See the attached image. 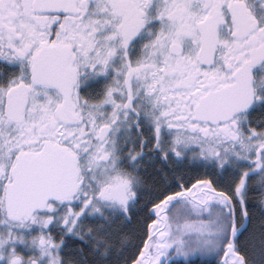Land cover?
<instances>
[{"label": "snow or ice", "instance_id": "snow-or-ice-1", "mask_svg": "<svg viewBox=\"0 0 264 264\" xmlns=\"http://www.w3.org/2000/svg\"><path fill=\"white\" fill-rule=\"evenodd\" d=\"M0 264H264V0H0Z\"/></svg>", "mask_w": 264, "mask_h": 264}]
</instances>
